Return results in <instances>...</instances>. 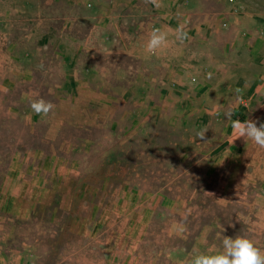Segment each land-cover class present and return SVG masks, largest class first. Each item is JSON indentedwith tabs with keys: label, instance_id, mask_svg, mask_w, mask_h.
<instances>
[{
	"label": "crops",
	"instance_id": "obj_1",
	"mask_svg": "<svg viewBox=\"0 0 264 264\" xmlns=\"http://www.w3.org/2000/svg\"><path fill=\"white\" fill-rule=\"evenodd\" d=\"M162 2L164 7L156 9L144 0H124L114 17L107 7L100 6L99 21L90 24V33L98 31L101 37L71 38L65 40V46L75 49H58L57 69L64 78L50 90L55 110L47 117L34 114L35 125L51 128V134L40 137L52 144L51 150L36 146L34 151L18 153L21 161L19 166L8 168L5 190L32 194L21 193L19 200L25 199L19 205H8V212L29 217L37 207L57 197L56 212L65 209L62 204L67 199L71 238L81 239L88 224H95L92 233L109 231V244L123 246L117 239L121 221H125L124 227L132 224L130 229L137 235L142 231L144 235L155 215L151 205L161 198L172 200L159 192L165 186L138 183L135 176L142 164L133 157L141 154L130 152L136 140L149 148L141 135L156 127L157 119L152 115L161 107L151 101L150 88L156 80L165 83L172 79V72L182 71L180 67L189 56H194L195 62L203 60L207 43L212 61L218 64L213 71L218 79L213 87L218 92L211 108L223 112L221 117L206 121L215 128L211 135L215 150L206 159L211 158L217 178L211 190L218 196L220 208L218 216L204 222L198 207L202 200L198 196L195 204L185 200L183 206L196 205V219L193 225L183 219L181 225L187 235L193 234L196 246L213 251L221 250L223 236H250L264 247V149L251 141L247 144L244 138L235 140L231 122L224 115L231 110L234 120L252 119L257 126L264 123V0ZM178 12L188 21L190 39L183 45L171 43L160 58L147 56L144 45L148 33L161 26L174 30ZM112 32H117V38ZM51 44L58 45L55 41ZM162 68L164 73H158ZM29 95L45 99L38 90L27 93L26 112L32 111ZM196 123L202 126L204 121ZM58 143L62 145L58 147ZM201 189L203 186H196L194 190ZM44 191L48 193L45 196ZM30 195L33 199L28 200ZM114 254L119 264H138L140 260L135 249L115 250ZM75 255V247L74 252L69 248V259ZM86 257L91 262L92 252L84 248Z\"/></svg>",
	"mask_w": 264,
	"mask_h": 264
},
{
	"label": "rangeland",
	"instance_id": "obj_2",
	"mask_svg": "<svg viewBox=\"0 0 264 264\" xmlns=\"http://www.w3.org/2000/svg\"><path fill=\"white\" fill-rule=\"evenodd\" d=\"M123 2L0 0V264H117L114 251L120 249L139 252L138 264H189L192 257L211 249L196 246L193 234L187 235L181 225L183 212L186 214L190 208L191 214L186 221L191 225L195 223L196 196L202 200L198 207L202 208L200 215L204 222L218 216L220 208L218 196L211 190L213 183L217 184V178L213 176L211 158L206 159L212 149L215 150L211 137L215 128L206 121L221 117L223 112L219 114L211 108L218 92V88L213 87L218 80L213 76L218 64L212 61V49L207 43L203 60L195 62V57L189 56L180 67L182 71L172 72V79L165 83L158 79L153 89L149 87L151 101L161 108L152 115L157 119L156 127L141 135L142 143H149V148H143L136 140L130 149L132 153L141 154L133 157L142 164L135 177L141 185L165 186L159 192L172 200L165 201L160 197L156 205H151L155 215L144 235L143 231L137 235L130 229L132 224L124 227L125 221H121L117 239L124 248L109 244V231L102 233L103 229H100L97 234L92 233L95 224H88L87 233L81 239L71 238L67 199L62 204L65 209L56 212L57 197L51 203L37 207L29 217L8 212L10 205H19L20 200L25 199L19 200L21 193L32 194L5 190L8 168L19 166V152L34 151L36 146L50 151L52 146L40 139L51 134L50 126L35 125V113L26 112V94L38 90L45 100L53 101L50 90L64 78L57 69L59 60L55 56L58 49H75L65 46V40L90 37V24L99 21L100 6L107 7L109 15L114 17L116 7H121ZM111 36L117 38V32H112ZM100 37V32L94 31L90 38ZM53 41L58 45H52ZM36 51L39 52L37 56ZM42 65L49 70L45 71ZM255 68L259 69V66ZM158 73L163 74V68ZM28 98L31 100L32 96ZM201 119L203 125H197ZM205 127L209 129L205 140H201L195 134ZM61 145L57 144L58 147ZM196 186H203V189L195 191ZM47 194L43 192V196ZM27 198L33 199L31 195ZM185 200H193L194 204L183 206ZM179 220L181 222H176ZM74 247L76 255L69 259V248L74 252ZM84 248L92 252L91 262L89 257L84 258Z\"/></svg>",
	"mask_w": 264,
	"mask_h": 264
},
{
	"label": "clouds",
	"instance_id": "obj_3",
	"mask_svg": "<svg viewBox=\"0 0 264 264\" xmlns=\"http://www.w3.org/2000/svg\"><path fill=\"white\" fill-rule=\"evenodd\" d=\"M150 3L156 9L164 7L162 0H144ZM178 26L173 30L167 26L154 27L148 33L147 41L144 45V52L149 57L160 58L169 48L170 44L175 42L183 45L190 39L186 30L187 19L182 18L181 13H177ZM211 73L208 77L211 78ZM239 92L240 90L237 89ZM30 107L32 112L38 116L47 117L53 113L56 105L45 99H31ZM234 111H226L225 117L231 122L232 135L235 140L244 138L246 143L249 141L261 149H264V123L257 126V121L246 119H232ZM209 128L205 127L196 132V137L205 140L206 132ZM191 209H188L183 219L186 221ZM189 264H264V247L258 242L246 235H237L235 238L223 236L221 240V250L201 252L189 261Z\"/></svg>",
	"mask_w": 264,
	"mask_h": 264
}]
</instances>
